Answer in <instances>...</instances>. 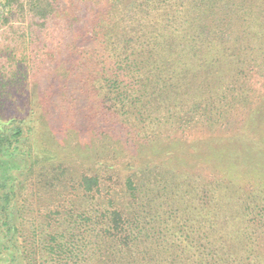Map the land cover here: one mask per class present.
Masks as SVG:
<instances>
[{
  "label": "trees",
  "instance_id": "16d2710c",
  "mask_svg": "<svg viewBox=\"0 0 264 264\" xmlns=\"http://www.w3.org/2000/svg\"><path fill=\"white\" fill-rule=\"evenodd\" d=\"M18 10L68 33L88 116L0 115V264H264V181L234 175L264 178V0H0V22ZM108 135L124 156L84 145Z\"/></svg>",
  "mask_w": 264,
  "mask_h": 264
},
{
  "label": "rangeland",
  "instance_id": "374dc122",
  "mask_svg": "<svg viewBox=\"0 0 264 264\" xmlns=\"http://www.w3.org/2000/svg\"><path fill=\"white\" fill-rule=\"evenodd\" d=\"M18 4L19 2L16 3V6ZM51 19L52 20L49 22H51L53 26L49 27L48 32L47 28L44 26H35L34 24L36 22L43 23L45 20L33 16L28 12L22 13L19 10L17 11V14L11 16L9 20L7 19L8 21H5L4 23L0 22V115L6 120L11 116H25L28 113V104L31 105L33 102L41 103L43 99L47 101L45 108H50L49 115H46V118L48 122H51V125L61 127L64 126V124L76 121L79 122L85 119L84 115H87V113L84 114L79 111L80 108L78 107V104L81 102L82 96L80 95V92L73 90L75 84L69 82L68 87L65 86V84H68L65 76L70 66L68 65L70 62L69 58H71L67 55L68 41L66 40V37L68 36V33L62 29L63 33L60 32V27L56 24L58 18ZM30 27H35L37 33L40 32V34L33 36L32 39L27 37L24 32ZM53 31L54 33L52 34ZM62 52L65 53V57L62 61L65 64V68L62 69V67H60L61 69H58L52 60L56 59L58 54ZM51 82L54 83V88L50 85ZM254 87L253 94H264V85L262 83H257ZM47 90L48 93H53V95L47 96ZM39 91H42L43 94L40 95ZM37 96H41V98L35 100L37 99ZM71 99H73V106L68 104L71 102ZM64 105L67 110L63 109ZM261 122L263 123L264 119L261 120ZM261 132H264V123L261 127ZM102 137L103 136H100L98 143H82L91 148L94 146H99V148L103 147V149L98 148L96 151L98 153H102L104 150L108 154L114 153V155H118L119 157L126 154L127 148H129L128 144L121 143L120 140L117 141L110 135ZM73 143L75 144V141H71L69 145L75 154H79L78 152L81 151L80 147L75 146ZM161 147H165V145H161ZM108 154H106V156ZM74 157L76 156H64L62 161H64L67 166H74V163L72 162ZM196 160L197 159L195 158L191 159L190 165H195ZM17 161H20V158H18ZM9 166L15 168L19 166V164L12 161ZM20 166H22V164ZM17 170L15 172L19 173ZM69 170L73 174L72 178L76 180L78 175L75 174V168L69 167ZM258 170L259 168L246 169V165L241 167L237 166L234 175H236V177L240 175V178L234 177L238 180L235 185H259L257 181H264V178L262 176H257L256 172ZM30 179H32L31 175L28 181H30ZM41 187L42 185L38 181H35L33 182V192L31 189H27V191L26 189L21 190L22 194H24V192H28L29 194L33 193V195H31L32 199L35 201L37 199L38 201V203L36 202L38 205L35 203L37 209L40 207L45 208L46 206L44 203H40L39 200L42 199L37 198L38 194L43 195L45 192ZM46 213H49V211Z\"/></svg>",
  "mask_w": 264,
  "mask_h": 264
}]
</instances>
